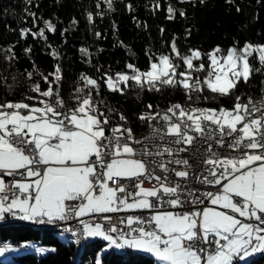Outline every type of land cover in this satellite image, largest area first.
Listing matches in <instances>:
<instances>
[{
  "label": "snow or ice",
  "instance_id": "obj_1",
  "mask_svg": "<svg viewBox=\"0 0 264 264\" xmlns=\"http://www.w3.org/2000/svg\"><path fill=\"white\" fill-rule=\"evenodd\" d=\"M101 3L115 10L113 0H98L96 7ZM127 8L134 11L131 4ZM177 12L186 15L169 3L167 18L175 19ZM29 15L34 25L39 19L43 26L21 29V37L31 34L47 41L46 32L54 33L56 25L36 13ZM87 20L94 22L92 12ZM12 47L5 49L10 53L7 60L15 59ZM79 51L91 64L88 48ZM51 55L58 58L59 53L53 49ZM146 55L144 69L126 63L114 73L97 66L98 77L81 73L71 106L61 94L59 64L42 76L45 89L38 80L30 89L35 95L0 103V223L9 217L40 225L78 219L82 229H64L73 233L76 243L99 237L108 249L148 253L157 264H236L264 254V88L258 100L249 95L242 102V94H236L241 82L264 75V43L234 41L227 48L189 47L182 52L173 38L170 50H149ZM27 75L31 79L33 72ZM102 87L121 95L129 88L140 93L182 89L188 101L197 104L202 97L193 101V93L207 89L215 94L212 99L234 96V104L210 108L174 103L162 111L148 104L138 119L148 125L149 134L137 140L133 129L124 127L128 120L123 113V123H114L110 117L116 110L101 108L104 100L95 97ZM197 141L207 148L205 154L197 150L203 169L196 180L215 188L199 195V189L179 182L188 179L191 168L181 153ZM157 168L163 175L156 174ZM120 213L127 215H111ZM22 247L36 245L26 241ZM11 251L15 249L0 242V257ZM96 264H101L99 256Z\"/></svg>",
  "mask_w": 264,
  "mask_h": 264
},
{
  "label": "trees",
  "instance_id": "obj_2",
  "mask_svg": "<svg viewBox=\"0 0 264 264\" xmlns=\"http://www.w3.org/2000/svg\"><path fill=\"white\" fill-rule=\"evenodd\" d=\"M97 2L98 0H59L58 3L57 0H31L29 3L28 0H0V103L16 102L35 95L30 89L38 80L41 88L45 89L47 85L42 76L54 72L57 64L60 65L63 76L61 94L71 106L73 89L77 86L81 73L98 77L100 73L96 70L97 66L101 72L114 73L124 70L126 63H134L144 69L148 63L146 53L149 50L157 54L170 50L173 38L182 52L189 47L203 51L216 45L227 48L234 41H239L241 45L245 41L264 42V0L259 3L257 0H233L231 4L227 0H205L203 4L199 0H195V4L180 3L179 0H113L114 11H109L104 3L97 8ZM157 2L159 7L154 8ZM169 3L176 9H184L186 15L181 17L177 12L175 19H168ZM128 4L133 6L134 11H129ZM237 6L240 8L239 12ZM30 12L36 13L37 17L51 19L56 25L54 33L46 32L47 41L33 38L31 34L27 38L21 37V29L36 31L37 26H43L39 19L33 24ZM88 12L94 14L92 23L87 20ZM98 12H103L104 15H96ZM161 29L164 30L163 33ZM188 29L191 30L190 35L186 31ZM96 32L101 34L99 38L95 35ZM9 46H14L12 52L15 53V59H5L10 55L5 51ZM29 46L31 52L26 53L25 49ZM82 47L88 48L92 54L91 64L88 63L89 57L82 56L79 51ZM53 49L59 53L58 58L51 55ZM33 63L36 71L33 70ZM28 72H33L31 79ZM262 88L264 75L257 73L249 83L241 82L236 94H242V102H246L249 95L260 97ZM197 95L202 97L198 104L188 101L182 89L165 88L162 92L140 93L138 89L129 88L126 94L121 95L102 87L100 96L95 98L104 100L102 109L111 107L116 110L110 117L114 123H123L119 120V114L123 113L128 120L124 127H131L135 138H138L148 128L146 123L138 119L142 112L147 111L148 104H152L156 110L174 103H180L184 107L210 108H219L221 105L231 108L234 104V96H216V99H212L215 94L207 89L202 94L193 93V101ZM203 97L209 99L204 100ZM57 234L51 224L32 225L24 221L0 223V240L8 239L17 244L32 239L55 249L54 252L40 256L27 250L13 255L11 260L0 261V264H95V255L103 244L100 238L86 240L83 248L76 251L72 240H61ZM101 261L102 264H154V258L150 254L115 249L104 251ZM236 264H264V254H255Z\"/></svg>",
  "mask_w": 264,
  "mask_h": 264
},
{
  "label": "built area",
  "instance_id": "obj_3",
  "mask_svg": "<svg viewBox=\"0 0 264 264\" xmlns=\"http://www.w3.org/2000/svg\"><path fill=\"white\" fill-rule=\"evenodd\" d=\"M188 147V152L185 153H181V156L185 159L189 160V164L191 165V168L189 169L190 175L188 177V179L186 181H179V178L174 177L173 174H169L170 178L179 181L183 184H185L188 188L191 189H199V192H197L196 194L199 195L200 192L203 191H215V188L211 187V186H207L203 183H199L196 180V177L198 175H200V172L203 169V165L201 163V160L197 159V150H199V154H205L206 153V148H207V144H201L199 141H197L196 143H194L193 145L187 146ZM214 147L216 148L217 151L220 152H224V149H220L218 146L214 145ZM149 167H154L153 165L149 164ZM172 167H176L175 165H172ZM156 174L157 175H163V173L160 172V170L157 168L156 169ZM19 178V177H18ZM6 180H10L11 177H5ZM145 185H149V184H145ZM113 216L115 215H127V213H120V214H111ZM144 215H148V213H144ZM85 219H89L88 217H85ZM55 225H60L62 226L64 229L66 228H71L73 231H76L78 229H82V225L79 223L78 219H70L66 222H58ZM10 241L8 239H6V243L8 244Z\"/></svg>",
  "mask_w": 264,
  "mask_h": 264
},
{
  "label": "rangeland",
  "instance_id": "obj_4",
  "mask_svg": "<svg viewBox=\"0 0 264 264\" xmlns=\"http://www.w3.org/2000/svg\"><path fill=\"white\" fill-rule=\"evenodd\" d=\"M258 43H264V42H258ZM202 75V74H201ZM252 97H255V96H252ZM167 107V106H166ZM156 110V109H155ZM148 129V128H147ZM147 131V130H146ZM145 131V132H146ZM144 132V133H145ZM143 133V134H144ZM135 139H138V138H135ZM57 236H58V238L59 239H61V240H71L70 238H68V237H66L65 235H62V234H57ZM94 238H99V237H89V238H87L88 240H90V239H94ZM101 239V238H100ZM102 240V239H101ZM26 241H31V242H33L35 245H36V247H46V248H54L53 246H51V245H48V244H42V243H40L39 241H36V240H26ZM26 241H23L22 243H25ZM103 241V240H102ZM72 242V241H71ZM19 246H20V244L19 243H17ZM36 247H21V248H14L15 250H18V251H15V253H11V252H8V253H6V254H8L9 255V257H8V259L7 260H11V259H13V255H15V254H18V253H21V252H24V251H27V250H32V251H34L36 254H38L39 256L40 255H45L46 253H48V252H45V253H39V252H37V250H36ZM75 248V247H74ZM83 248V247H82ZM102 249H106V250H109L108 248H107V242H105V241H103V244L100 246V248L97 250V253H96V255H95V264H96V260H97V257L99 256V258H100V260H101V254L104 252V251H102ZM76 250V249H75ZM81 250V249H80ZM80 250H76V251H80ZM105 250V251H106ZM115 250H117V251H121V252H125V251H138V250H132V249H115ZM50 252V251H49ZM139 252H141V251H139ZM144 253V252H143ZM148 254V253H147ZM154 258V257H153ZM248 259V258H247ZM246 259V260H247ZM6 260V259H5ZM6 260V261H7ZM245 260V261H246ZM242 262H244V261H241L240 263H242ZM101 264H102V261H101ZM154 264H157V262L155 261V258H154Z\"/></svg>",
  "mask_w": 264,
  "mask_h": 264
},
{
  "label": "bare ground",
  "instance_id": "obj_5",
  "mask_svg": "<svg viewBox=\"0 0 264 264\" xmlns=\"http://www.w3.org/2000/svg\"><path fill=\"white\" fill-rule=\"evenodd\" d=\"M260 97H261V96H260ZM260 97H255V98H253V99H254V100H258V99H260ZM164 109H166V107H161V108H159V109H157V110L162 111V110H164ZM153 123H156V122L153 121ZM148 134H149V128L147 129V131H146L142 136L138 137L137 140H142V139H143L144 137H146ZM53 226L55 227L56 233H58V234H62V235H65V236H67L68 238H70V239L73 241V243L75 244V247H76L77 250H80V249L83 247V245L85 244V242H86V239H85V238L80 239L79 243H76V242H75V241H76V237L73 235L72 232H70V231H65L64 228H63L62 226H60V225H53ZM0 242H3L4 244L6 243V241H4V240H0Z\"/></svg>",
  "mask_w": 264,
  "mask_h": 264
},
{
  "label": "crops",
  "instance_id": "obj_6",
  "mask_svg": "<svg viewBox=\"0 0 264 264\" xmlns=\"http://www.w3.org/2000/svg\"><path fill=\"white\" fill-rule=\"evenodd\" d=\"M150 185H145V187H149ZM9 221H20V220H16V219H12V218H8L6 221H4V222H2V223H6V222H9ZM25 222V221H24ZM29 223H31V222H29ZM32 225H35L34 223H31ZM86 240H88L87 238H85ZM20 244V246L18 245V244H14V243H11V242H9L7 245H10L12 248H21L22 247V245L24 244V243H19ZM15 251H18V250H15ZM15 251H11V253H15ZM8 257H9V255L8 254H6L5 256H3V257H0V261H3V262H6V260L8 259ZM6 259V260H5ZM8 261V260H7ZM243 261H245V260H243ZM236 262H241V261H236Z\"/></svg>",
  "mask_w": 264,
  "mask_h": 264
}]
</instances>
